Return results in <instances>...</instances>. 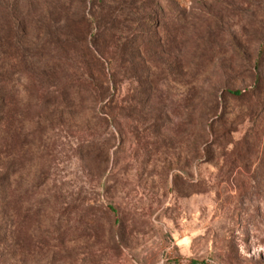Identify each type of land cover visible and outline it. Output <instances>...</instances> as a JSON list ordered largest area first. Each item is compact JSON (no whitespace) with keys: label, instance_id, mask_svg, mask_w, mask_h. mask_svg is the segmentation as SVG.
I'll list each match as a JSON object with an SVG mask.
<instances>
[{"label":"rangeland","instance_id":"1","mask_svg":"<svg viewBox=\"0 0 264 264\" xmlns=\"http://www.w3.org/2000/svg\"><path fill=\"white\" fill-rule=\"evenodd\" d=\"M13 24L26 49L49 28L77 60H113L127 43L102 81L107 101L31 103V120L52 124V154L42 164L21 154L33 247L0 242V264H264V104L226 92L250 91L257 73L264 81V0H0L6 66ZM42 198L53 203L39 211Z\"/></svg>","mask_w":264,"mask_h":264},{"label":"trees","instance_id":"2","mask_svg":"<svg viewBox=\"0 0 264 264\" xmlns=\"http://www.w3.org/2000/svg\"><path fill=\"white\" fill-rule=\"evenodd\" d=\"M51 21L54 22V27L57 20ZM38 29L41 30L40 23ZM6 38L8 45L6 55L14 60L15 64L6 66L0 63V242L7 243L9 250L14 252L23 247H27L26 251H29L33 247L28 225L31 220V209L28 205L31 195L25 194L26 197L20 198L17 180L19 159L22 157V152L24 154L25 151H32L33 158L42 164L52 154V149L43 141L52 124L45 121L46 116H44L45 122L42 121L41 115H36V122H33L30 118L31 103L34 102L33 107L39 112V108L48 110L50 107L52 109L66 107L74 104L77 98L86 96L101 102L107 101L109 87L104 86L102 81L107 76L113 75L117 67L113 64V60L119 57L123 60L127 40L123 38L118 40V49L116 48L117 50L113 53V60L111 57L109 60L105 59L100 53L85 52L77 60L78 53L73 48H69L68 39L56 35L49 28L45 32L38 33L37 41L42 43L33 50H28L21 44L19 27L16 24L12 25ZM64 46L67 47L64 48ZM85 56L93 62L96 77L100 81L96 80L89 69L82 71L83 68L78 67L79 63H85ZM259 57H264V44L259 51ZM28 60L31 61L29 66ZM67 67L72 71L68 72ZM256 76L250 91L226 90L227 96L253 98L264 104V81L258 77L259 73ZM20 77L27 81L22 89L23 95H28L26 101L17 99L20 91L16 82ZM20 121H29L30 125L32 124V128H28L24 135H20L16 128ZM46 173L41 166L36 177L43 180L41 179L37 186L41 187L45 184ZM49 201L48 198H42L35 199L33 203L38 205L39 211H42L43 207L53 203ZM22 203H25L27 207L21 217ZM21 230L24 231L23 235ZM25 241H27L26 244H24Z\"/></svg>","mask_w":264,"mask_h":264}]
</instances>
